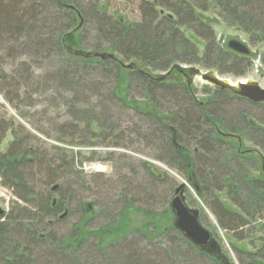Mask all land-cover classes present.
Here are the masks:
<instances>
[{
	"label": "trees",
	"instance_id": "16d2710c",
	"mask_svg": "<svg viewBox=\"0 0 264 264\" xmlns=\"http://www.w3.org/2000/svg\"><path fill=\"white\" fill-rule=\"evenodd\" d=\"M101 1L112 2L0 0V93L20 118H30L37 133L57 144L30 133L0 106V147L11 136L0 154V184L15 199L1 209L0 264H224L175 230L168 207L177 187L173 177L156 174L145 162L135 169L114 151L102 158L111 175H91L82 166L95 163L88 161L93 157L72 149H147L193 184L215 226L231 239L245 241L256 220L264 230V179L249 176L245 163L255 160L238 149L251 133L260 139L253 145L264 150V102L212 85L197 102L187 84L119 63L138 62L151 73L186 65L243 76L256 54L228 49L213 25L222 21L250 44L264 43V0H126L123 10L132 13L134 5L138 17L128 23ZM211 11L215 18L205 15ZM68 49L109 53L119 61L78 57ZM39 105L33 114L19 110ZM251 108L261 115L252 116ZM128 209L151 221L145 227L164 224L155 231L160 243L142 231L131 236ZM260 242L254 252L231 245L236 264H264V238Z\"/></svg>",
	"mask_w": 264,
	"mask_h": 264
},
{
	"label": "rangeland",
	"instance_id": "374dc122",
	"mask_svg": "<svg viewBox=\"0 0 264 264\" xmlns=\"http://www.w3.org/2000/svg\"><path fill=\"white\" fill-rule=\"evenodd\" d=\"M112 1L109 5H107V1H101L99 6L104 7L107 9V12L112 14L114 18H121L123 22H133V20H137V13L135 10L134 5L131 7L133 12H129V9L123 10L124 2L126 0H110ZM112 6L118 8V9H112ZM206 16L215 18L214 14L211 12L205 13ZM213 30L216 34L217 40L225 41L227 43L230 40H238L242 43L245 44V46L249 50V54H256V58L253 59L251 58L250 66L247 70V72L240 77L233 76L231 74H219L218 72L214 70H207L204 68H201L199 66H186L182 65V68L187 73V71L190 68H197L201 73L206 74L208 72H213L216 76L217 79L221 81H229V82H237V81H252L256 83L259 87L264 89V64L262 62V58L264 57V43H257V44H250L248 41V37L243 34L242 32H238L233 28L226 27V25L222 22L219 21L218 25H213ZM202 52V49L201 51ZM136 62V61H135ZM135 65L139 66L141 69L147 71L150 73L152 76L160 77L166 72H157V73H151L149 70L144 68L142 64L136 62ZM192 81L190 84H187L185 78L180 76L176 71H172L171 74L165 79L166 83H184L187 84L189 87L192 88L193 90V98L197 102H201L203 99L206 98L207 94H204V92H212V86L203 80H201L199 77H191ZM214 88V87H213ZM45 98L40 97L39 100L43 101ZM0 106L7 112L6 116L9 118L11 117L14 119L16 122L22 124L30 133L37 135L39 138H41L44 142L47 144H54L57 145L56 143H53L52 140L45 138L44 136L40 135L37 133L34 128L32 127L31 124V119L26 118L22 119L19 117V114L13 107H11L3 98L2 93H0ZM243 106V105H242ZM246 108V106H243ZM241 107V108H243ZM43 107L37 106V108H27V107H20V111L22 113L28 112L29 114H33L36 112H39V109ZM145 109H147V106H144ZM243 108V109H245ZM249 108V107H247ZM252 111V116H260L261 115V109L255 110V108H251ZM36 110V111H35ZM56 114V113H55ZM254 114V115H253ZM59 116H61L59 114ZM52 118H56V115L50 116ZM40 118V116H39ZM30 119V120H29ZM41 119V118H40ZM61 120V119H60ZM43 126H46V123L42 124ZM247 134V132L245 133ZM225 137H231L230 135L224 134ZM248 136V137H246ZM244 139L242 140L240 146L238 145V149H240L245 155H249L250 157H253L255 160V164L253 165L252 162L245 163L248 167V172L250 177H260L264 179V175L261 170V164L262 160H264V150H262L259 147L254 146L253 140H260L257 139L256 137L252 136L251 133L249 135H246ZM11 141V136L10 134H7L1 147H0V154H2L5 151L6 146L8 143ZM230 141L236 142L235 138L231 139ZM134 149L132 150H125L122 148H105L102 146H95L93 148H85V147H78L72 149L74 152H80V155L84 158H89L93 157L92 159L88 160L89 162H95L87 165H98L100 166V170H92V169H87L89 166H86V170L84 172L87 173H92L91 175H100V176H105L108 177L112 173V168L111 164L109 162L103 161L102 158L105 157V154L111 151L118 152L119 154L125 155L127 158H129V164L133 166V168L136 169L137 164H141L142 162H149L151 167L157 172V174L161 173H166L169 176L173 177L175 181L177 182V186L181 184H186V188L184 189L183 196L185 198V203L186 205L191 208V209H197L200 212L199 215V221L202 224L204 228L209 230L212 233V236L214 239L217 241L219 244V248L221 249L222 254L225 256L228 262H233V264H236L235 259H234V254L231 250V245L234 246H240L243 245L247 250L249 251H256L260 248V241L261 239L264 238V230H260V221L256 220L252 222V225H255L257 229H251L247 233L248 238L245 239L243 242H238L234 239H231V237L227 236L225 232L221 231L219 228L215 226V223L213 221L212 216L210 215L209 211L207 208L202 204L201 200L199 199L197 195V190L193 186V184L186 182L185 180L181 179L177 174L174 172L170 171L165 165L162 163L154 160L151 156H149V153L147 152V149L144 151L140 149L141 147L135 146ZM91 168V167H90ZM77 170V169H76ZM86 175V174H85ZM88 176V175H87ZM137 179L140 180L141 176L138 175ZM218 199L225 205L232 206L228 199L226 198V195L224 193H217ZM89 201V200H88ZM3 208V205L0 204V209ZM74 220L72 218L69 221H66V223H72ZM125 222L127 223L128 231H131V236L137 237L136 235H140L142 231L144 235L147 236V239L150 240L152 243H160L159 240V233L156 235L155 231L159 232L162 230L163 223H159L157 225H152L150 228L145 227L149 224H151V221L146 218V216L135 209H128L126 212V218ZM155 226V227H154ZM67 227V226H66ZM146 228V229H145ZM248 228V227H247ZM67 229V228H66ZM249 230V229H246ZM162 239V238H161Z\"/></svg>",
	"mask_w": 264,
	"mask_h": 264
},
{
	"label": "water",
	"instance_id": "95a60500",
	"mask_svg": "<svg viewBox=\"0 0 264 264\" xmlns=\"http://www.w3.org/2000/svg\"><path fill=\"white\" fill-rule=\"evenodd\" d=\"M81 27V21H79L78 26L72 33L77 32ZM227 48L234 51L240 55H248L249 50L245 46L244 43L238 40H230L227 42ZM73 55L83 58H99V59H113L115 61H119L113 54L109 53H91V52H82V51H72L68 49ZM120 65L129 70H139V68L134 64L130 63L124 65L119 61ZM179 65H175L171 70L166 72V74L160 76L158 79L160 81H164L170 73L174 70L180 76L185 78L187 84H190L192 81L191 77H199L201 80L208 82L212 86H216L221 90H228L233 95L244 98L247 101L255 104L264 102V89L259 87L256 83L252 81H237V82H229V81H221L216 78L213 72H208L206 74L201 73L197 68H189L187 73L183 70ZM145 166H147L150 170L155 172L153 167H151L149 162H145ZM261 170L264 175V160H262ZM156 173V172H155ZM157 174V173H156ZM186 188V184H181L177 186L173 192L172 197L170 198L168 207L173 216V226L175 230H177L188 242H190L194 247L199 250L205 251L209 254H215L222 259L224 264H228L227 259L222 254L221 249L219 248V244L212 236V233L204 228L199 221L200 212L197 209L189 208L185 203V198L183 196L184 189ZM56 187H53L52 190H55ZM2 210L0 209V214H2Z\"/></svg>",
	"mask_w": 264,
	"mask_h": 264
},
{
	"label": "built area",
	"instance_id": "2783aa9c",
	"mask_svg": "<svg viewBox=\"0 0 264 264\" xmlns=\"http://www.w3.org/2000/svg\"><path fill=\"white\" fill-rule=\"evenodd\" d=\"M86 166H89V168H87L89 170L90 169H92V170H96L97 169L98 171L100 170V166H98V165H91L90 166V165L84 164L82 166V170L83 171H87L86 170ZM11 200H15L14 197L12 196L11 192L8 189H6L3 186H1V184H0V204L3 205L2 210H6L7 209L8 204L11 202Z\"/></svg>",
	"mask_w": 264,
	"mask_h": 264
}]
</instances>
